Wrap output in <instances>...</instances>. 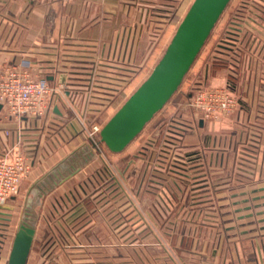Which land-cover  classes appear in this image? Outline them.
Segmentation results:
<instances>
[{
    "label": "crops",
    "instance_id": "obj_1",
    "mask_svg": "<svg viewBox=\"0 0 264 264\" xmlns=\"http://www.w3.org/2000/svg\"><path fill=\"white\" fill-rule=\"evenodd\" d=\"M192 1L0 0V65L34 67L49 83L65 87L64 93L51 99L45 114L38 119H10L1 107L0 158L6 156L12 160L14 152L21 150L31 166L24 181L33 183L44 176L61 161L62 151L69 154L88 140L87 128H100L141 85L142 74L157 64ZM229 27L224 30V36ZM252 29L258 33L262 46L264 31L254 26ZM222 40L219 38L215 45V62H220L216 74L211 75L209 69L203 76V84L210 88L229 86L239 107L228 122L203 123L201 127L198 124L196 130L191 125L188 132L193 133L191 138L196 142L203 143L202 154L195 156H200L208 169L215 170L213 174L220 175L214 186L219 184L217 189H221L227 157L232 184L251 181L259 175L264 177V58L249 60L251 56L244 52L234 64L232 60L227 64L225 59L228 56L230 59L232 54L221 47ZM242 60L245 65L240 64ZM180 117L179 121L192 120L189 114ZM230 124L233 130L224 132L223 126ZM200 131L203 134L197 133ZM226 132L231 150L228 152L227 147L222 148L221 134ZM69 144L72 146L68 148ZM207 144L209 148L214 145V151L205 150ZM133 158L141 162L143 159ZM101 164L99 161L94 165L92 160L77 174L88 175L85 181L76 184L81 197L72 186L77 175L55 187L59 194L54 199V217L63 239L72 248L77 246L78 239L103 237L104 221L110 219L109 210L105 211L109 203L104 199L103 188L98 199L89 192L93 180H104ZM117 172L120 178L122 170ZM140 177L135 178V189H141V174ZM161 177H154L150 186L160 190L157 202L154 201L155 210L161 205L168 212L175 202L184 201L177 194L183 184L178 182V186L172 184V189L165 190L158 182L166 176ZM120 201L122 204L117 207L124 206V199ZM5 207L13 208L9 203ZM10 215V210L0 209V264L6 263L10 251L5 239L11 225ZM47 216L44 214V222L48 221ZM121 218L118 212L115 220ZM140 220L141 217L137 221ZM209 261L210 264H264V229L241 232L223 247L212 249Z\"/></svg>",
    "mask_w": 264,
    "mask_h": 264
},
{
    "label": "rangeland",
    "instance_id": "obj_2",
    "mask_svg": "<svg viewBox=\"0 0 264 264\" xmlns=\"http://www.w3.org/2000/svg\"><path fill=\"white\" fill-rule=\"evenodd\" d=\"M242 1H248L249 12L246 14L245 19H248L247 16L249 17L251 12L262 14L263 10L264 14V0H230L177 90L120 155L110 153L104 144L100 142L99 132L108 120L103 121L98 133L93 136H90L93 126L87 128L88 140L82 144H86L92 149L94 165L99 161L102 162V167H100L103 168L102 173H104V180H93L92 190H89V192L96 194L95 198L98 199L102 195L100 190L103 188L104 199L107 198L109 203V208L107 207L105 211L108 212L109 210L111 215L108 222L104 221V227L102 226L104 230L103 237L95 236L88 239H78L76 240L77 246L72 248L70 243L65 238L63 239L64 235L60 232L59 225L56 224L54 199L57 198L56 195L59 194V191L53 189L45 198L42 207L35 208L36 214H39V220L26 264H210L212 249L223 247L229 243L230 239L239 236L241 232L246 233L250 228L257 231L264 229V202H260L264 200V194L258 195V193H264V177L259 175L251 181L232 184L228 157L225 160V165H227L223 166L224 170L221 174V189H217L219 184L214 187L215 183L218 182L216 179L220 175L213 174L215 170L207 169L206 166L207 181H205V185L202 184L204 186L200 187L199 184L202 181L199 184L195 181L183 184V189L177 191V194L179 199H184V201L175 202L176 205L171 207L168 212H166V207L161 205L155 210L154 201L157 199V195L160 194V190L156 191L148 182V178L151 177L150 172L155 165L157 152L162 147L169 125L175 120L182 119L180 114L192 115L191 112H186V109H184L186 99L196 89L200 87L207 88L204 86L202 79L209 69L211 75L216 74L217 65L220 63L215 62L216 42L219 38L225 39L224 30L231 25L236 7L238 4L244 3ZM256 58L262 57L258 54ZM225 60L229 64V60L231 61L232 58L229 59L228 56ZM244 63V60L240 61V64L243 65ZM153 65L155 66V64ZM152 68L145 72L146 74H142L144 80L148 77ZM232 117L233 114L229 115L222 120V123L225 120L228 122ZM196 128L195 122L194 129L196 130ZM223 128L225 132V130H233L234 127L230 124V126H226L228 129L225 126ZM197 133L201 135L203 131ZM186 135L185 139L180 141L178 147L173 150L182 154L186 152L184 159L187 161L188 166L192 168L193 165L196 166L195 162L198 161V156H195V154L198 155L199 152L202 154L204 148L203 143H198L195 138H191L193 133H186ZM221 135L222 148L227 147V152L231 151L226 136L228 133ZM152 144L154 145L151 147ZM70 146L72 144L67 145L68 148ZM149 150H151V154H149ZM205 150L214 151V145L209 148V144H207ZM64 152L66 151L64 150L60 154L63 155L61 160L71 154V152L69 154ZM144 153L146 156L149 154V159H144L143 162L134 160V156L142 157ZM170 154L173 156V153ZM162 159L164 160V158ZM127 164L129 166L126 171V178H119L120 175L117 171L119 169L123 170ZM148 167L149 173H147L144 182L141 181L144 184L141 189L129 186L132 179L139 178L142 173V176H144ZM197 172L201 171L194 168L189 174L194 175ZM77 176L78 179L72 182V186L75 188L77 183L81 184L88 177L87 174L84 175L83 173ZM194 176L190 179L200 178L197 176L194 178ZM30 183V181H24L23 179L17 194L8 201L13 208L10 215L9 233L6 234L5 238L7 239V251L11 249L14 235L24 216L25 199L28 197V191L32 184ZM258 186L262 187L258 189ZM201 188L205 189L203 193L209 201L203 202L204 206H197V199L202 200L204 198L202 195L199 196V194H202ZM76 191L77 195L81 197L77 188ZM173 194L176 196L175 191ZM121 198L124 199V206L117 207L118 204H122ZM155 211L159 213L155 214ZM118 212L123 217L121 218L123 221L115 220ZM44 214L48 215V221L44 222ZM139 217H141V220L137 221ZM97 229L98 231L101 230L100 226ZM71 248L75 253L71 254L69 252Z\"/></svg>",
    "mask_w": 264,
    "mask_h": 264
},
{
    "label": "water",
    "instance_id": "obj_3",
    "mask_svg": "<svg viewBox=\"0 0 264 264\" xmlns=\"http://www.w3.org/2000/svg\"><path fill=\"white\" fill-rule=\"evenodd\" d=\"M229 1H192L148 77L101 128L100 142L110 152H122L174 94ZM225 39L222 48L230 51V38ZM202 124L200 120L199 126ZM93 158L92 149L82 144L31 184L25 199L24 216L14 235L6 264H26L39 220L35 208H41L55 187L77 175ZM128 166L125 165L121 172L122 179L126 178ZM134 185L135 180L132 179L129 186L133 188ZM0 209L12 211L11 207L3 206Z\"/></svg>",
    "mask_w": 264,
    "mask_h": 264
},
{
    "label": "built area",
    "instance_id": "obj_4",
    "mask_svg": "<svg viewBox=\"0 0 264 264\" xmlns=\"http://www.w3.org/2000/svg\"><path fill=\"white\" fill-rule=\"evenodd\" d=\"M227 30L226 37L230 36L231 28L229 27ZM221 45H223V42ZM229 54L231 53L229 52ZM253 58L258 59L256 55L248 59L251 60ZM231 62L234 64V60ZM64 90L63 84L53 85L49 83L44 77L39 76V72L34 67L9 64L0 65V105L5 110L6 116L10 119L20 120L26 118L34 120L41 118L45 114L50 100L59 98L64 93ZM184 107L186 112L192 113V120L191 122L186 120L183 122H189L194 127V123L196 122V125H198L200 120L203 123H210L219 122L227 118L236 112L239 102L231 93L229 86L221 88L200 87L192 95L188 96ZM98 131L99 127L93 126L90 136L95 135ZM170 133L169 131L167 132L162 147L157 152L155 165L150 172V178L152 179L154 177L166 176L167 168L173 162H170L171 159L186 161L184 159L186 152L182 154L173 150L180 144L181 140L177 139L179 135L174 133L175 137H171ZM153 145L150 146L152 147ZM149 151L151 152V150ZM170 153H173V156ZM149 154L143 157L142 162L144 159H148ZM177 154L181 156L179 157ZM203 162L204 160L198 156V161L195 162L196 168L201 172H206L208 165L206 167ZM212 163L214 164V161ZM30 169L31 166L21 150L14 152L12 160H8L6 156L0 158V208L6 206L10 198L17 194L20 183L29 173ZM147 173H149V167L145 173L146 177ZM197 201L199 203L201 200L197 199Z\"/></svg>",
    "mask_w": 264,
    "mask_h": 264
},
{
    "label": "flooded vegetation",
    "instance_id": "obj_5",
    "mask_svg": "<svg viewBox=\"0 0 264 264\" xmlns=\"http://www.w3.org/2000/svg\"><path fill=\"white\" fill-rule=\"evenodd\" d=\"M244 3L238 4L236 7V12L235 16L231 22L230 28H231V35L228 36L230 38L229 43L231 46L229 47L230 53L232 54L231 58L232 61L235 59L241 58V56L244 54H249L250 56L254 57L255 55L257 56L258 54L261 55L262 58H264V45L261 47L260 45V39L259 35L257 32H255L252 29V26H254L256 29L259 27L264 31V14L262 10V14H256L258 12L250 13L249 17L247 16L248 19H245L246 14L249 12V7H247L248 1H242ZM240 6V7H239ZM239 11V12H238ZM256 15V16H254ZM255 32V33H254ZM222 41H226L223 39ZM228 47L227 45H224ZM261 47V48H259ZM239 62V61H238ZM191 124L189 122H183L179 120H175L172 124L169 125L168 131L171 132V137H175V134H178L179 137L177 139L182 140V138L191 131ZM173 133V134H172ZM175 133V134H174ZM151 154V152H149ZM141 155V154H140ZM179 157L181 156L180 154H177ZM145 153L142 155V157H145ZM136 158L138 156L136 155ZM149 159V157H147ZM185 158V157H184ZM173 161V162H171ZM170 165L167 168L166 171V177L163 181L158 182L159 187H164L166 189H172V184H175L178 186V182L182 184H186L189 181H195L197 184H199L201 181L200 187L205 185L206 180V172H197L194 174L197 177H200L196 180H191L194 175H190V171L192 169L196 168L195 165L191 168L188 166L187 161H182L180 159H171L170 160ZM195 166V167H194ZM197 171H200L196 168ZM194 176V178H195ZM146 178V174L143 176L141 179L142 182H144ZM191 178V179H190ZM149 184L153 185L151 182H153L152 178H148ZM192 182V183H193ZM142 184L140 182V187H142ZM204 184V185H202ZM165 185V186H164ZM202 191V194H199V196H204V188L200 189ZM215 190V189H214ZM179 191V190H178ZM172 193V192H171ZM173 196V195H171ZM209 201L208 199L204 198L200 202H206Z\"/></svg>",
    "mask_w": 264,
    "mask_h": 264
}]
</instances>
